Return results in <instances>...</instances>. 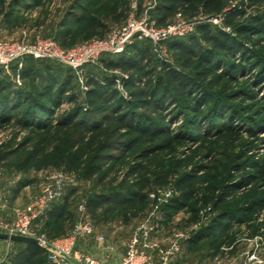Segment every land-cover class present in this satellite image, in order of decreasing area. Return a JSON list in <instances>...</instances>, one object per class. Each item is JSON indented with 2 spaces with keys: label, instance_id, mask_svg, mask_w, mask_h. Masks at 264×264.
Here are the masks:
<instances>
[{
  "label": "rangeland",
  "instance_id": "374dc122",
  "mask_svg": "<svg viewBox=\"0 0 264 264\" xmlns=\"http://www.w3.org/2000/svg\"><path fill=\"white\" fill-rule=\"evenodd\" d=\"M10 1L14 0H0V18L4 13L12 11L15 27L13 30L1 34L0 41L24 40L32 42L36 39H57L59 41L58 38L61 37L59 35V23L67 11L73 9L76 15L87 16L88 19L91 16L103 17V14L110 12L114 7H117L118 12L126 9L130 0H16L18 1L17 5L8 7ZM219 2L223 4L219 13H206L201 6L191 14L181 10L170 20L168 25H176L181 22L195 24L193 32L188 36L195 35L198 38L200 36L196 28L202 24H209L213 31L220 29L234 35L233 28L226 26L224 19L227 13L241 10L245 14L235 18L237 26L249 25L253 19L257 18L264 25V1L251 3L250 0H215V4ZM155 3L154 0H147L141 13L148 7L152 8ZM82 8L87 9L83 11ZM215 21L217 22L215 23ZM104 22L109 24V32L117 27L112 25L109 19H104ZM87 26L86 21L74 28L75 36L79 42L84 41ZM90 39H97V36ZM240 39L243 40V38ZM246 46L251 52L248 56L249 61H252L254 56V59L264 60V32L254 37L251 43H246ZM163 48L161 54L149 51L150 64L147 71L150 73L145 80V84L150 81L148 87L154 84L153 82L157 77L164 74L165 65L196 79L193 69L181 68V62L178 61L176 53L169 51L166 43ZM220 56L222 55L220 54ZM241 62L243 65L245 64L241 61L240 55H237L233 60V63ZM229 63L230 60L224 58L219 71L200 79L204 81L205 86L210 87V93L223 101L224 111L227 113L224 123L229 122L228 117L233 118L232 132L214 134L212 137L205 135L203 130L205 131L209 127L208 119L216 123L215 126L222 123V120L209 114L210 104L203 108L204 113L198 117L191 110L184 108L192 106L193 101L188 98H181L179 106L176 107L170 105V102L161 107V111L156 112V105L152 103L143 108H137L135 111L137 114H143L150 118L167 131L160 135L155 143L148 142L147 134L140 137L138 132L129 135L120 130L119 133L110 134L114 129L121 128L125 122L118 115L110 113L108 110L103 115L105 119L93 117L90 114L83 116V120H86L84 125L79 122V126L72 127L70 130L62 129V131L54 133L51 138V146L59 148L61 153L54 152L51 147H46L43 156L39 155L35 160H32V154L36 151L34 147L39 137L34 136L31 129L22 130L15 124H11L0 129V183L3 191L12 197L16 195L17 190L20 191L18 193H21L22 189L28 187L26 191L24 190L25 192H22V195L24 194L25 197V193H27L31 199L43 191L50 174L60 172L67 176L76 184V187L67 191L66 194L69 197L66 213L56 224L57 230L62 232L60 237H66L70 234L81 214L79 208L84 207L86 209L85 205L91 196L105 194L110 190L128 189L129 191H136L143 185H150L148 200L138 211L127 208V211L118 212L119 207L114 204L113 206L105 205L98 210L96 219H92L88 215L96 232L114 243L119 247V250H123L133 233L136 230L140 231L141 226L150 220L153 226L157 223L160 226L156 232L151 234L152 242L158 243L162 248H166L171 241L175 240L181 244L180 255L172 264H245L247 255L252 253L256 259L248 264H264V240L261 236L256 235L250 238L243 226L233 225L232 229L237 231L236 239H238L234 252L230 253L226 250L223 256L212 258L209 242L205 241L197 246H190L187 244V239L201 227L210 223L215 214L200 210V222L193 224L190 222L191 213L188 210H183L167 223L164 222L161 211L163 205L156 206L157 202L152 199V196L162 195L165 189H171L175 186L176 181L182 176L194 174L195 169L199 166L208 167V171L199 173L194 182L197 188L202 189L211 180L214 185L221 186L222 180L228 178V174L238 180L243 173L252 172L249 168L252 163L264 161V143L260 142V139H264V83L261 84L252 78L258 70L247 71L245 74H240L237 70H230L229 77H224L219 82L216 81L217 75L227 71ZM14 65H16V71L10 70L7 76L15 86L20 88L26 86L27 90L30 91L27 80V82L17 80V63ZM51 65L55 66L52 70V78L54 77L55 80L64 79L66 68L54 63ZM60 67L62 72L58 70L61 69ZM101 67L98 64L91 68L89 73L96 76H103L104 74L123 76L119 70L104 72ZM206 68L208 67H201L197 73L205 71ZM73 76L70 84L71 93L67 96L75 94L79 99L78 101H82L83 86L79 77L75 74ZM83 80H85L84 77ZM35 83L38 86L36 91H40L42 83L37 80ZM45 85H48V82ZM52 88H58L56 82ZM74 106V103L61 105L55 112L54 120H62L66 112ZM206 115H209V118L204 121ZM92 117L96 121L97 119L100 121V128L97 130H90L91 128H89L92 127ZM196 118L200 120L202 125L204 124L202 131L196 126ZM77 119L82 121V116ZM255 132L256 136H253L251 133ZM176 133L190 136L194 142L177 146L174 153L162 151L153 154L148 159L140 158V153L144 149L153 148L156 144L161 143L165 137H170ZM25 143H27L25 148H18L19 145ZM102 144L105 145V149H97L96 151V148ZM66 145L72 146V148L65 153L64 146ZM8 153L7 158L2 160V157ZM71 154L77 157L82 155V157L79 158L78 162L74 158L72 164H69ZM234 166H243V170L235 173ZM89 167H101V169L87 179V177L84 178V175ZM161 178H167L169 184L166 187L155 185ZM70 191L75 192L71 195ZM263 193L264 187L252 185L239 192L237 197L231 198L229 203L235 210L243 207L248 199H260ZM22 195H20L21 203H23ZM174 196H176L175 192L172 194V197ZM263 221L264 211L260 217V222ZM34 229L38 232L37 236L41 234L48 236L52 233L50 228L43 226V222ZM24 245V243L5 242L0 239V264L8 263L9 259L24 249ZM45 264H49L47 260Z\"/></svg>",
  "mask_w": 264,
  "mask_h": 264
},
{
  "label": "trees",
  "instance_id": "16d2710c",
  "mask_svg": "<svg viewBox=\"0 0 264 264\" xmlns=\"http://www.w3.org/2000/svg\"><path fill=\"white\" fill-rule=\"evenodd\" d=\"M21 1V0H18ZM16 0L10 1L8 7L17 5ZM147 0H139L138 12L141 13L142 7ZM264 0H250V2H259ZM13 2V3H12ZM201 6L206 13H219L223 4L220 2L215 4V0H157L155 5L148 9V15L156 21L157 26L164 27L170 24V20L181 10L191 14L198 10ZM15 9V8H14ZM87 8H82L86 11ZM17 10V9H15ZM129 5L126 9L118 12L117 7H114L110 12L103 14V17L97 16H78L71 9L65 13L61 23H59V41L54 39L61 47L70 48L82 42L91 40L93 36L97 39H104L109 34V24L104 22V19H109L112 25L120 26L127 18ZM244 11H231L227 13L224 24L233 28L234 35L220 29H211L209 24H202L196 28L199 38L195 35L182 38L171 39L166 42L169 51H174L181 62L182 69H193L195 78L186 76L182 71L174 69L168 65L164 66V74L157 77L154 84L148 87L150 81L145 84L147 71L150 64L149 51H152V45L146 41L135 42L128 50L120 56H103L99 62L104 72L119 70L125 78H121L124 87L128 92V99L123 98L115 89L114 79L117 76L104 74L96 76L87 67L84 72L85 88L83 92V100L78 101L75 94H70V84L74 78V72L66 68L64 79L55 80L52 78L53 69L51 61H37L27 58L23 61L22 67L18 68V79L25 82L28 81L30 91L25 87H17L13 84L7 73L0 68V129L6 128L11 124H15L22 130L31 129L34 136H38L39 140L34 147L36 151L32 154V160H35L39 155H44L46 147H51L54 152L61 153L59 148L51 146V138L56 132L62 129L70 130L72 127L85 124L83 116L93 115V117H103L104 113L109 110L110 113L118 115L125 123L119 129H114L110 134L119 133L120 130L127 134L138 132L140 137L147 134V140L150 143H155L158 137L164 134L165 129L158 123L143 114H137V108H143L152 103H155V111H161L165 105L169 104L179 106L181 98H188L193 101L192 106L184 107L187 110L195 113L200 117L204 112L203 108L210 104V112L214 117L220 118L222 123L215 126L212 120L209 121V115L204 117V121L208 119L209 127L205 131L196 118V126L199 130L209 135H219L224 132H232V119L229 118L228 123H224L227 118V113L224 111L223 101L210 93V87L205 86L204 81L200 78L207 77L214 72H217L222 67V60L228 58L227 71L216 76V81H221L224 77H229L230 70H237L240 74H245L247 71L253 72L258 70L252 78L259 83H264V60L254 59L249 61L251 52L247 49L246 43L251 41L258 34L264 32V25L261 21L253 19L249 25L237 26L235 18L244 16ZM1 15V14H0ZM87 21V31L84 34V41L78 40L75 36L74 28ZM7 30H13L15 20L12 18V11L4 13L0 18V25ZM246 40L245 42L241 40ZM203 44V45H202ZM220 54L222 56H220ZM237 55H240L243 63H233ZM220 58V59H217ZM222 59V60H221ZM56 64V63H54ZM213 64V65H212ZM212 65V66H211ZM16 65H11L10 70L16 71ZM201 67H208L203 72H198ZM61 68V67H60ZM62 72V68L58 69ZM10 72V71H9ZM200 79V81H198ZM31 80V81H30ZM42 83V89L36 91L38 87L35 81ZM26 81V82H27ZM48 82V85H45ZM58 87L52 88L53 85ZM52 86L50 87V84ZM54 83V84H53ZM44 85V86H43ZM55 87V86H54ZM56 90V91H54ZM65 103H74L75 106L66 112L62 120H54L55 112ZM189 106V105H188ZM82 116V121L77 118ZM178 116V115H176ZM92 117V118H93ZM187 119V118H186ZM191 120V119H190ZM78 121V122H77ZM99 119H92V127L90 130L100 128ZM260 130V128H258ZM256 136L255 133H251ZM194 142L192 137L176 133L170 137H165L163 141L156 144L153 148L144 149L140 153L141 159H148L157 152L167 151L174 153L177 146H183L186 143ZM264 143V139H260ZM27 143L21 144L18 148H25ZM105 145H99L97 149L104 150ZM72 146H64V152L71 149ZM87 148H89L87 146ZM63 151V150H62ZM65 152V153H66ZM6 154L2 157L5 160ZM71 154L69 164H72L73 159L82 157L80 155ZM110 159V158H108ZM80 165V164H79ZM83 165V164H81ZM249 168L251 173H243L238 180L228 174V178L222 180L221 186L214 185L212 180L204 188L199 189L194 182L199 173L208 171V167L199 166L195 169L194 174L185 175L176 181L175 186L171 187L176 193L167 203L162 206V215L164 222H170L174 216L183 210H188L192 217L190 222L197 224L200 222L199 213L203 210L205 213L215 214L210 223L201 227L187 240L190 246H197L202 242H209V249L212 251L211 257H221L225 251L233 253L238 239H236L237 231L232 229L233 225L243 226L247 235L251 238L259 235L264 240V221L260 222V217L264 211V193L260 199H248V202L237 209H232L229 203L231 198L238 196L239 192L248 189L252 185L264 187V161L254 162ZM101 167H89L85 173V177L91 178L95 172H98ZM243 166H234V171L241 172ZM169 183L167 178L159 179L155 185L167 186ZM149 186L143 185L136 191L125 190H110L105 194L95 195L88 198L85 205L87 214L96 219L98 210L105 205L113 206L117 204L118 212L141 209L149 196ZM148 188V189H147ZM147 190V191H146ZM115 191V192H114ZM75 192V191H74ZM73 191L69 192L71 195ZM68 195L60 201L52 204L43 221V226L50 228L52 231L47 237L49 239L60 238L61 231L57 230L56 224L65 215L68 206ZM124 216H128L123 214ZM24 249L17 255L9 259L6 264H45L47 257L43 249L36 244L25 243Z\"/></svg>",
  "mask_w": 264,
  "mask_h": 264
},
{
  "label": "built area",
  "instance_id": "2783aa9c",
  "mask_svg": "<svg viewBox=\"0 0 264 264\" xmlns=\"http://www.w3.org/2000/svg\"><path fill=\"white\" fill-rule=\"evenodd\" d=\"M138 4L139 0L129 1L126 20L104 39H91L70 48L61 47L54 39L0 41V68L8 73L11 65L17 63L21 68L27 58L51 61L72 70L86 90L83 80L85 69L97 66L103 56H120L135 42L142 41L150 43L154 53L161 54L167 41L186 37L193 32L195 24L192 23L157 26L156 21L148 15L151 7L139 13ZM122 77L125 78L114 79V86L123 98L128 99ZM75 187L76 184L67 176L54 172L40 194L25 204L13 205L0 183V231L10 237L35 240L36 245L45 251L50 264H172L179 257L181 244L178 240L171 241L166 248L152 242L150 236L160 226L158 223L153 226L150 220L141 226L140 231L133 233L123 250H119L114 243L96 232L84 207L79 208L81 214L68 236L57 239H49L43 234L37 236L34 228L44 221L52 204L62 201L67 191ZM173 193V189L167 188L164 194L152 196V199L157 202L156 206H162L172 198ZM6 214L11 216V221L7 223L2 219ZM255 259L253 253L249 254L245 264Z\"/></svg>",
  "mask_w": 264,
  "mask_h": 264
},
{
  "label": "crops",
  "instance_id": "0c3cea01",
  "mask_svg": "<svg viewBox=\"0 0 264 264\" xmlns=\"http://www.w3.org/2000/svg\"><path fill=\"white\" fill-rule=\"evenodd\" d=\"M8 30L5 28V27H3V26H0V35L1 34H3L4 32H7ZM91 68H88V70H90ZM17 80L19 81V79L17 78ZM28 188V187H27ZM27 188H25V189H22L23 191H21V193H18V192H20V191H16V195H13L12 197L8 194V193H6L5 191H4V194L7 196V198L9 199V202L11 203V204H13V205H22V204H25V203H27L29 200H30V197H28V195H27V193H25V197L22 195V192H25L26 190H27ZM25 190V191H24ZM20 195H22V197H23V203H21L20 202ZM27 196V197H26ZM21 204H20V203ZM2 219H4L5 220V222L7 223V222H10L11 221V216L10 215H8V214H6V216H2ZM0 235H5L3 232H1L0 231ZM1 241H5V242H13V241H8V240H4V239H1ZM19 243H23V242H19ZM25 244V243H24ZM49 263V262H48ZM50 264V263H49Z\"/></svg>",
  "mask_w": 264,
  "mask_h": 264
},
{
  "label": "water",
  "instance_id": "95a60500",
  "mask_svg": "<svg viewBox=\"0 0 264 264\" xmlns=\"http://www.w3.org/2000/svg\"><path fill=\"white\" fill-rule=\"evenodd\" d=\"M0 239L13 241V242H23V243L36 244L35 240L29 239V238H22V237H10V236H7V235H0Z\"/></svg>",
  "mask_w": 264,
  "mask_h": 264
}]
</instances>
